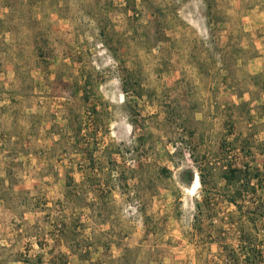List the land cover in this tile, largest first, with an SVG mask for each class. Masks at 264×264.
Listing matches in <instances>:
<instances>
[{
  "label": "rangeland",
  "instance_id": "rangeland-1",
  "mask_svg": "<svg viewBox=\"0 0 264 264\" xmlns=\"http://www.w3.org/2000/svg\"><path fill=\"white\" fill-rule=\"evenodd\" d=\"M0 264H264V0H0Z\"/></svg>",
  "mask_w": 264,
  "mask_h": 264
},
{
  "label": "bare ground",
  "instance_id": "bare-ground-1",
  "mask_svg": "<svg viewBox=\"0 0 264 264\" xmlns=\"http://www.w3.org/2000/svg\"><path fill=\"white\" fill-rule=\"evenodd\" d=\"M199 178H198V176L196 175L195 177H194V180H193V184H192V188L194 189V188H196V187H198V184H199ZM191 188V189H192Z\"/></svg>",
  "mask_w": 264,
  "mask_h": 264
},
{
  "label": "trees",
  "instance_id": "trees-1",
  "mask_svg": "<svg viewBox=\"0 0 264 264\" xmlns=\"http://www.w3.org/2000/svg\"><path fill=\"white\" fill-rule=\"evenodd\" d=\"M231 177H233V176H230V178L225 176L224 179H225L226 181H228V182H231ZM233 178H234V177H233ZM187 184H188V185L193 184V179H192V178L188 179V180H187Z\"/></svg>",
  "mask_w": 264,
  "mask_h": 264
}]
</instances>
